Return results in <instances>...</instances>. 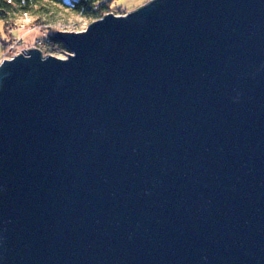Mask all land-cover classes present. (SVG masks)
Wrapping results in <instances>:
<instances>
[{"label": "water", "instance_id": "95a60500", "mask_svg": "<svg viewBox=\"0 0 264 264\" xmlns=\"http://www.w3.org/2000/svg\"><path fill=\"white\" fill-rule=\"evenodd\" d=\"M55 37L0 62V264H264V0Z\"/></svg>", "mask_w": 264, "mask_h": 264}, {"label": "trees", "instance_id": "16d2710c", "mask_svg": "<svg viewBox=\"0 0 264 264\" xmlns=\"http://www.w3.org/2000/svg\"><path fill=\"white\" fill-rule=\"evenodd\" d=\"M116 0H0V19L6 22L7 32L10 36H4L0 33L3 42V49L9 42L15 40L12 30L15 28V20L18 14H27L37 16V19L31 23L33 27H41L49 32L51 44L57 43L59 47L65 48L55 37V33L59 30L55 26L49 25L50 19L57 18L59 11H67L68 13L87 17L89 20L104 17L106 14L127 13L129 9L115 5Z\"/></svg>", "mask_w": 264, "mask_h": 264}, {"label": "rangeland", "instance_id": "374dc122", "mask_svg": "<svg viewBox=\"0 0 264 264\" xmlns=\"http://www.w3.org/2000/svg\"><path fill=\"white\" fill-rule=\"evenodd\" d=\"M149 1L150 0H116L115 5L121 6L124 9L135 10L140 6L148 3ZM117 14L123 13L121 12ZM35 19H37V16H31L27 14H18L16 16L15 28L12 30V34L15 37V40L7 44L6 51H4L3 49V42L0 38V62L5 58V56H7V51L10 50V47L12 45L20 46L19 49H23L25 47H31L34 45L38 46L39 42H42V50H44L45 53L63 58L64 56H66L65 52L67 50L65 48L59 47L57 43L51 44L48 31L44 30L41 27L31 26V23L35 21ZM91 22L93 21L89 20L87 17L68 13L65 10H60L57 18L53 17L52 19H50L49 25L55 26L59 31H82L85 30ZM0 33H4V36H10V32H7L6 22L2 19H0ZM31 33H36V36L33 37V39H29L28 37H26V39L24 38L25 35ZM62 45L64 46V44ZM19 49L14 51V54L17 53Z\"/></svg>", "mask_w": 264, "mask_h": 264}, {"label": "built area", "instance_id": "2783aa9c", "mask_svg": "<svg viewBox=\"0 0 264 264\" xmlns=\"http://www.w3.org/2000/svg\"><path fill=\"white\" fill-rule=\"evenodd\" d=\"M15 45H16V44H15ZM19 47H20V46H17V45L14 46V45H12V46L10 47V50L7 51L8 54H9V56L14 57V55H17V54H21V53L26 54V53L23 51V49L30 48V47H25V48H23V49H19ZM31 47H32V46H31ZM33 47L39 48V49L43 52V55H44V56L48 55L47 53H45L44 50H42V49H43V48H42V42H39L38 46L34 45ZM17 49H19V51H18L17 53L14 54V51H16ZM66 50H67V51L65 52V55H66V56H64V58L67 57V55H68L67 53H69L68 49H66ZM26 55H27V54H26Z\"/></svg>", "mask_w": 264, "mask_h": 264}, {"label": "crops", "instance_id": "0c3cea01", "mask_svg": "<svg viewBox=\"0 0 264 264\" xmlns=\"http://www.w3.org/2000/svg\"><path fill=\"white\" fill-rule=\"evenodd\" d=\"M36 36V33H31V34H27V35H25L24 36V38L26 39V37H28L29 39H33V37H35ZM2 59V58H1Z\"/></svg>", "mask_w": 264, "mask_h": 264}, {"label": "bare ground", "instance_id": "6f19581e", "mask_svg": "<svg viewBox=\"0 0 264 264\" xmlns=\"http://www.w3.org/2000/svg\"><path fill=\"white\" fill-rule=\"evenodd\" d=\"M62 44V43H61ZM67 49V48H66ZM7 56H9V54H7ZM7 56H5V57H7Z\"/></svg>", "mask_w": 264, "mask_h": 264}]
</instances>
